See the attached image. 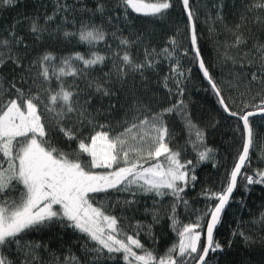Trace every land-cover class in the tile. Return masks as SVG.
Instances as JSON below:
<instances>
[{"label":"snow or ice","instance_id":"obj_1","mask_svg":"<svg viewBox=\"0 0 264 264\" xmlns=\"http://www.w3.org/2000/svg\"><path fill=\"white\" fill-rule=\"evenodd\" d=\"M179 3L187 20L193 60L222 111L238 121L241 140L220 190L202 189L200 195L207 203L188 223L181 222L177 213L181 207H190L186 194L198 180L197 165L182 159L184 149L170 147L174 130L168 117L180 119L200 162L216 154L207 146L205 132L193 122L185 100L184 85L191 69L180 63L182 46L175 36L157 50L150 46L152 34L146 29H138L128 38L123 35L126 28L114 23L121 19L117 9L126 26L133 24V14L163 23L174 8L173 0H94L91 7L83 0L72 4L52 0L51 12L44 0H0V10L4 6L25 9L7 27H0V264H44L41 253H51L50 247L30 237L53 227L79 233L76 242L83 252L59 264H104L118 255L124 264H221L228 257L226 249L232 248V242L221 244L215 233L234 200L233 193L238 186L248 193L250 186L264 185V169L252 174L246 170L251 167L252 153L257 149L264 152V134L256 127L264 124V42L255 39L247 48L250 37L241 31L248 23L264 26V0H248L232 28L224 24V5H215L217 20L233 36L222 56L224 63L233 65L224 81L214 78L202 55L192 0ZM68 25L75 30H68ZM73 39L87 45L88 53L58 57L51 50V45ZM110 41L116 42L115 48ZM101 44L108 49L104 54L96 50ZM133 47L142 49V59L133 56ZM182 54L188 56V50ZM164 61L168 72L158 83L169 98L176 99L153 108L163 100L149 90L146 73L158 72ZM137 75L139 86L134 83ZM129 77L133 78L131 87ZM225 88L240 97L260 96V103L242 99L243 107L235 111ZM255 117L261 118L259 122ZM57 132L67 141H75V149L65 152L57 147ZM124 192L132 197L173 198L168 219L177 240L163 255L140 239L146 228L157 243L153 228L161 221L158 213L152 224L138 222L129 234L119 217L103 205H94L98 194ZM116 203L131 207L136 200ZM250 224L249 231L232 233L241 238L248 252L238 264H249L257 249L264 258V212ZM58 261L53 254L52 264Z\"/></svg>","mask_w":264,"mask_h":264},{"label":"trees","instance_id":"obj_2","mask_svg":"<svg viewBox=\"0 0 264 264\" xmlns=\"http://www.w3.org/2000/svg\"><path fill=\"white\" fill-rule=\"evenodd\" d=\"M67 2L72 4L74 0H67ZM83 2L91 7L94 0H83ZM247 2L248 0H192V6L197 14L198 44L206 64L210 66L214 78L218 81L226 80L229 76V71L233 68L230 62L224 63L222 56L225 49L233 40V36L228 31V28L234 27L239 22L240 13L243 10L242 6ZM44 3L48 5L47 11L51 12L52 0H44ZM173 3L174 8L170 11L163 23L159 21L153 22L151 18L133 14V24L126 26L123 22L122 12L119 9L116 11L121 19L120 21H114V23L119 28H126L123 35L128 38H132L136 30L146 29L152 34L150 37V46L155 47L157 50L167 46L168 38L175 36L182 46L178 50L180 63L185 69H191V74L184 85L185 100L191 112L193 122L205 132L206 144L208 147L215 149L216 154L214 158L200 162L197 153L192 150L191 144L188 143V132L185 130L180 119L176 115L168 117L170 127L174 130L170 147L184 149L182 151V159H191L197 165L196 174L198 180L195 187L190 188L186 194V199L189 201L190 207L187 210L181 207L177 213L181 222L188 223L196 219L195 211L197 209H203L205 203H207L204 197L200 195L202 189L209 188L212 191L220 190L221 182L227 174V169L233 163L236 150L240 146L241 140L240 133L237 131L238 121L233 117L227 116L222 111L215 94L211 91L207 81L203 79L202 73L198 70L193 60L194 54L191 51L186 17L182 12L179 0H173ZM218 3L224 5V24L228 28L216 18L217 8L215 5ZM23 11H25L23 8H9L4 6L0 10V27H7L16 18L17 14ZM27 11L30 13L32 8L29 7ZM41 11L43 12L45 9H41ZM67 27L68 30H75L71 25ZM241 31L244 32L246 37H250L247 48L252 47L253 40L255 39L264 42V26H255L252 23H248ZM110 42L113 44V48H115L116 42ZM51 50H54L55 54L59 57L68 56L77 51L87 54L89 48L87 45L78 43L73 39L72 42L53 44L51 45ZM96 50L100 51L101 54L108 51L103 44L97 46ZM183 50H188V56H183ZM131 52L134 57L142 59L143 53L141 48L133 47ZM231 54L235 55L236 50L232 49ZM167 72L168 62L164 61L158 66V72L154 73L149 70L146 73L149 80V90L158 99L163 100V104H153V108L167 106L176 99L175 96L169 98L167 90L158 83V81H162V77ZM129 81V87H131L133 78L129 77ZM134 83L137 86L140 85L141 80L138 75ZM224 94L228 97V102L235 111H240L243 107L241 103L242 99L245 102L253 104H258L261 100L260 96H256L253 99L252 93L247 97H240L236 93L229 92L227 88L224 89ZM93 103L96 104L95 101ZM123 103L124 98L122 97L121 105ZM260 119V117L253 118L256 122H259ZM66 123L71 122L66 121ZM256 127L259 133L264 134V124L257 123ZM87 131L85 129V134ZM54 144L65 152H70L76 147L75 141H67L63 137V134L59 132L54 137ZM262 155H264V152L260 149L252 153L251 167L246 169L249 174H252L255 169H264V159H260ZM82 159L87 158L82 157ZM161 160H163V157H161ZM250 187L252 191L245 193L238 186L234 200L226 208L222 223L218 226L215 233L216 239L221 244L227 245L229 241L232 242V248L230 250L226 249L229 255L227 258L222 259L221 264H238L243 257L248 256V252L241 238L239 236H233L232 233L234 231H249L252 228L250 221L257 218L261 212H264V185H252ZM17 194L13 193V195ZM125 199H135L136 203L131 207H123L116 203L117 200L123 201ZM172 199L171 196H165L163 199H160L153 195H137L136 197H132L129 193L124 192L111 193L108 196L98 194L94 198V205H103L112 215L119 217L121 225L129 234L132 233L138 222L145 226L152 224L153 215L158 213L161 221L153 228L157 243L154 244L152 237L147 235L146 228L141 232L140 239L147 248L154 250L156 254L163 255L167 247L177 240L175 232L169 226L168 219ZM241 200H243V203L240 202ZM255 234V230H253V235ZM78 236L79 233L73 232L71 229L53 227L41 233H33L30 238L37 242H43L50 247L51 253L47 251L41 253L44 264H52L53 254L59 258V264L60 261H64L70 255H83L80 244L76 242ZM104 264H124V261L118 255L116 260H108ZM249 264H264V258H262L259 249L252 252L249 257Z\"/></svg>","mask_w":264,"mask_h":264},{"label":"water","instance_id":"obj_3","mask_svg":"<svg viewBox=\"0 0 264 264\" xmlns=\"http://www.w3.org/2000/svg\"><path fill=\"white\" fill-rule=\"evenodd\" d=\"M256 118V117H255ZM235 195V192L233 193V196ZM217 231V230H216Z\"/></svg>","mask_w":264,"mask_h":264}]
</instances>
